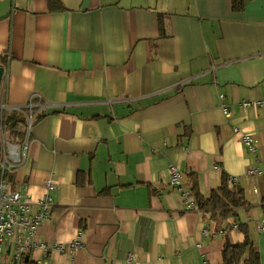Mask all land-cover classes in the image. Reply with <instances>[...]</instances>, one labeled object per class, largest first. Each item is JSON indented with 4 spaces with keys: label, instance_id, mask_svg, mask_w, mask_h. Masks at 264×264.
Masks as SVG:
<instances>
[{
    "label": "crops",
    "instance_id": "1",
    "mask_svg": "<svg viewBox=\"0 0 264 264\" xmlns=\"http://www.w3.org/2000/svg\"><path fill=\"white\" fill-rule=\"evenodd\" d=\"M230 2L0 0V110L43 103L4 178L32 202L44 179L57 185L34 238L62 248H34L23 264H221L223 236L244 239L239 223L264 264V110L240 106L264 98V0ZM170 166L204 196L235 176L248 204L217 227L185 207Z\"/></svg>",
    "mask_w": 264,
    "mask_h": 264
},
{
    "label": "built area",
    "instance_id": "2",
    "mask_svg": "<svg viewBox=\"0 0 264 264\" xmlns=\"http://www.w3.org/2000/svg\"><path fill=\"white\" fill-rule=\"evenodd\" d=\"M3 77V83L5 77ZM220 97L223 95L219 94ZM37 95H32L28 104L23 107L25 109L26 126L24 127V139L8 140L6 132L9 131L0 124V264H23L21 261L25 253H28L34 248H40L44 253L50 249H61L62 246L55 243L37 242L35 240V231L40 223L46 218L52 208L53 198L50 191L56 188V183L50 178L44 179L45 192L41 198L35 202L31 201L28 193L11 188L9 183L4 178L6 172L12 171L24 158L28 149L27 141L31 133V124L36 117V106H43V103L37 100ZM257 105L264 110V98L258 100H243L240 106ZM225 116L230 114V109L226 106L221 107ZM22 109V108H18ZM238 132L237 128H234ZM9 133H11L9 131ZM240 140L251 152L255 150L254 137L245 132H239ZM216 168L218 166H215ZM245 172L254 175L259 174L256 168H248ZM169 185L182 190L184 195L185 207L187 209L195 208L193 201L190 199V189H183L180 181V174L175 167L169 168ZM227 186L233 187L236 183L235 176H228L226 179ZM190 199V200H189ZM32 205L35 210L31 211ZM259 230L264 231V217L260 219ZM79 231L72 242L69 243L73 250H77L81 244L79 243ZM204 235H207V230H203ZM130 257V256H129ZM35 264H52L46 259H37Z\"/></svg>",
    "mask_w": 264,
    "mask_h": 264
},
{
    "label": "trees",
    "instance_id": "3",
    "mask_svg": "<svg viewBox=\"0 0 264 264\" xmlns=\"http://www.w3.org/2000/svg\"><path fill=\"white\" fill-rule=\"evenodd\" d=\"M53 1L59 2V0H50V4L53 3ZM242 1L243 0H231V8L233 10L242 9ZM158 19V31L162 34L164 29L162 16H159ZM0 111V124L4 126V129L6 128L9 130L11 134L19 136V141L23 140L24 127L27 123L24 116L25 109L22 108L9 111L1 109ZM42 116L36 115L31 126L33 127ZM189 174L190 179L195 180V174H193V172ZM196 186L197 184L195 182L189 186L190 199L193 201L196 208L208 214L211 220L216 221V225L218 224L217 227H221L220 223L228 217L236 216V210L238 208L248 204L246 198H244L245 194L243 189L227 186L225 177L218 187L211 190L208 196L202 195ZM238 227L242 229L244 239L241 242H233L227 233L223 236V246L222 249H220L222 257L221 264H262L260 262V253L255 243L247 236L246 224L239 223Z\"/></svg>",
    "mask_w": 264,
    "mask_h": 264
},
{
    "label": "water",
    "instance_id": "4",
    "mask_svg": "<svg viewBox=\"0 0 264 264\" xmlns=\"http://www.w3.org/2000/svg\"><path fill=\"white\" fill-rule=\"evenodd\" d=\"M4 75H5V69H4L3 65H0V88L2 86Z\"/></svg>",
    "mask_w": 264,
    "mask_h": 264
},
{
    "label": "rangeland",
    "instance_id": "5",
    "mask_svg": "<svg viewBox=\"0 0 264 264\" xmlns=\"http://www.w3.org/2000/svg\"><path fill=\"white\" fill-rule=\"evenodd\" d=\"M6 138H7L8 140L11 139L10 136H9V133H8V132H6Z\"/></svg>",
    "mask_w": 264,
    "mask_h": 264
}]
</instances>
